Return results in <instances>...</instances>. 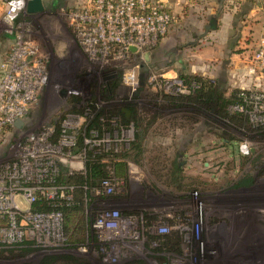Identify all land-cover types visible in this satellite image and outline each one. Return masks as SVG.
<instances>
[{"label": "rangeland", "instance_id": "1", "mask_svg": "<svg viewBox=\"0 0 264 264\" xmlns=\"http://www.w3.org/2000/svg\"><path fill=\"white\" fill-rule=\"evenodd\" d=\"M6 1L0 0V38ZM41 2V12L20 14L14 28L37 48L46 82L23 125L1 142L0 166L34 138L33 146L52 149L58 166L69 171L101 162L111 192L95 196L92 190L79 216V242L68 243L63 227V241L55 247L29 240L10 247L1 237L0 264H41L62 256L77 264H264V126L237 121L230 105L221 118L191 102L198 90L184 82L179 55L163 51L162 40L129 58H92L81 50L67 18L87 0ZM12 48L11 37L0 63ZM219 88L224 98L231 96L233 90ZM99 113L102 135L91 130L83 139L87 148L75 152L78 136L86 135ZM122 115L137 120L138 129L119 127ZM57 126L60 135L53 142ZM136 130L139 153L131 149ZM115 162L126 165V180L114 177ZM107 210L118 211L117 230L100 235L99 243L90 228ZM159 235L170 239L151 240Z\"/></svg>", "mask_w": 264, "mask_h": 264}, {"label": "built area", "instance_id": "2", "mask_svg": "<svg viewBox=\"0 0 264 264\" xmlns=\"http://www.w3.org/2000/svg\"><path fill=\"white\" fill-rule=\"evenodd\" d=\"M24 7L13 11L12 0L6 1L2 21L5 34L12 37L13 48L0 63V144L10 130L23 125L27 110L36 101L46 82V73L37 57V48L23 41L14 28ZM14 17L10 21L6 18ZM69 26L81 50L89 57L114 60L129 58L158 43L176 22L160 0H87L86 4L67 14ZM136 48V52L130 48ZM253 73L264 83V37L251 58ZM176 83V82H175ZM181 85L180 82L177 83ZM191 89H198L193 83ZM185 88V87H184ZM238 102L231 105L232 113L248 122L264 126V91L258 88L240 90ZM20 121L19 127L15 126ZM51 133V130H49ZM26 147L14 159L0 166V238L6 246L34 241L38 246L55 247L62 243V206H71L74 187L57 182L58 163L49 147L29 138ZM111 192L109 180L95 189V196ZM46 207L48 209H37ZM117 210H107L93 219L90 231L100 235L117 230ZM28 242V241H27Z\"/></svg>", "mask_w": 264, "mask_h": 264}, {"label": "crops", "instance_id": "3", "mask_svg": "<svg viewBox=\"0 0 264 264\" xmlns=\"http://www.w3.org/2000/svg\"><path fill=\"white\" fill-rule=\"evenodd\" d=\"M160 1L176 18L160 47L179 55L181 73L226 90L264 91V83L251 71L253 52L264 37V0ZM10 42L6 34L0 38V57Z\"/></svg>", "mask_w": 264, "mask_h": 264}, {"label": "trees", "instance_id": "4", "mask_svg": "<svg viewBox=\"0 0 264 264\" xmlns=\"http://www.w3.org/2000/svg\"><path fill=\"white\" fill-rule=\"evenodd\" d=\"M185 78H183L184 82H186L187 85L190 83H195L198 86V97L196 100L191 101L198 105L201 108H205L206 110H210L214 112L217 116L221 118H227V112L226 109L230 105H235L238 102V94L241 92L240 90H233L232 94L229 98H224L223 94L220 90V86L209 79L202 78L200 76L194 75H185ZM115 83H112L113 86H111V90L115 89ZM108 97V90L105 94ZM167 98V97H166ZM188 98V97H186ZM169 99V98H167ZM189 99V98H188ZM170 100V99H169ZM171 101L179 102L183 101L182 99L173 98ZM100 113L96 114L95 118L90 121L88 124V129L86 135L80 134L78 136V140L76 142L74 151L80 152L83 148H87L83 145V139L84 137H90L89 132L91 130H96L99 135L101 136L103 133L102 126L103 124L99 121L100 119ZM106 120L108 118L104 117ZM122 119L117 122V125L119 127L128 128L130 124H133L135 129H138V123L137 120H135L133 117L130 118V120H127L124 115L121 117ZM236 118L240 120H246L241 115H236ZM247 121V120H246ZM107 128H110L109 122L104 124ZM264 129V128H263ZM110 131V130H109ZM60 135V128L57 126L55 135L53 136L52 141L56 142L58 140V137ZM134 142L131 144L132 151H135L136 153H139L141 151V139L139 136V133L136 130V134L134 135ZM96 150V148H95ZM92 154V151L88 152V156ZM102 157H107L106 155H103ZM104 166L101 162L97 161L95 164L87 161L84 165V171L83 172H72L69 171V169L66 166H63L62 164L59 165V171L57 175V182L60 184L65 185H71L74 187V201L71 206H62L60 207L59 211L62 214L63 217V232L65 236L72 239L71 242L68 241V243L75 244L79 242L81 235L83 233V224L82 220H79V216L82 213L83 207L85 202H88L87 200L90 199L89 202H91L92 199V190L99 187L100 183L102 181L110 179L109 173L103 169ZM177 169V168H176ZM113 172L114 177L123 181L126 180V165L124 163L115 162L113 165ZM174 174H179L177 171L174 172ZM91 193V194H90ZM38 209L44 210L48 209L46 207H37ZM71 231V232H70ZM164 240L167 241L170 239L168 236L164 237L163 235L152 237L151 240ZM75 243H74V242ZM62 263V264H77L75 258L72 256H62V257H48L45 258L41 264H56V263ZM134 264H142V263H134Z\"/></svg>", "mask_w": 264, "mask_h": 264}, {"label": "water", "instance_id": "5", "mask_svg": "<svg viewBox=\"0 0 264 264\" xmlns=\"http://www.w3.org/2000/svg\"><path fill=\"white\" fill-rule=\"evenodd\" d=\"M43 9L41 0H29L26 6V12L28 14H36L41 12ZM130 51L135 53L136 48L131 47ZM126 116H128L127 112H125ZM21 125L20 121H16L15 126L19 127Z\"/></svg>", "mask_w": 264, "mask_h": 264}, {"label": "clouds", "instance_id": "6", "mask_svg": "<svg viewBox=\"0 0 264 264\" xmlns=\"http://www.w3.org/2000/svg\"><path fill=\"white\" fill-rule=\"evenodd\" d=\"M12 6H13V11H15L17 8H23L24 7V0H12ZM14 17L9 16L6 19L10 21Z\"/></svg>", "mask_w": 264, "mask_h": 264}]
</instances>
